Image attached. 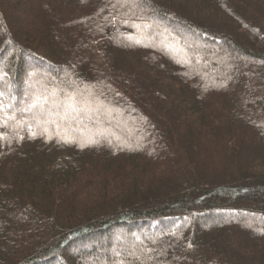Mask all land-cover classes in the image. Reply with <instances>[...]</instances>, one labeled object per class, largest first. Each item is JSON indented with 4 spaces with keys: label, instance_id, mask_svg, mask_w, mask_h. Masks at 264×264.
Returning <instances> with one entry per match:
<instances>
[{
    "label": "trees",
    "instance_id": "16d2710c",
    "mask_svg": "<svg viewBox=\"0 0 264 264\" xmlns=\"http://www.w3.org/2000/svg\"><path fill=\"white\" fill-rule=\"evenodd\" d=\"M188 2L0 0V264H264V0Z\"/></svg>",
    "mask_w": 264,
    "mask_h": 264
},
{
    "label": "rangeland",
    "instance_id": "374dc122",
    "mask_svg": "<svg viewBox=\"0 0 264 264\" xmlns=\"http://www.w3.org/2000/svg\"><path fill=\"white\" fill-rule=\"evenodd\" d=\"M174 1L175 0H168V2H174ZM177 1L179 2L178 4H185L186 1L190 2V0H177ZM189 2L187 3V6H190V8L192 10V13H193L192 16H197V18H199V21L202 18V20L206 21V23H209V24L213 23V24H216L218 26H219V24H223L222 21H220V20H223V18L220 16L221 14L207 13L200 6H198V5L194 4V3H191V2L189 3ZM130 60H131V62L135 61L134 58H131ZM30 67H31L30 65L26 66V69H27V72H28L26 77H25L26 80L29 79V77H30L29 76ZM37 68H39V67H37ZM39 69H42V68H39ZM43 70H44L45 73H51V71H52V69H48V68L47 69H43ZM25 83H26V81H25ZM24 86L26 88H28L27 83L24 84ZM243 107L245 109L246 105H243ZM98 109H99V111H98V113H96V115L99 114L101 120L103 119V120L112 121L111 118H109V115L106 112L102 113V110L100 108H98ZM226 130H227V128H225V131ZM262 131L264 133V130H262ZM121 132H122V134L125 135V138L127 139L124 142H131L137 148H142V149H144L147 152L151 151V154L153 155V151L151 149L152 146H151V143L148 141V139L146 141L138 140V139H136L135 136L134 137L133 136H129L126 133L125 129H124V131L122 130ZM255 133H253V134L257 135L258 132L256 134ZM84 134L85 133L82 130H77V131H73L71 135L74 136V137H81ZM92 134H94V131L90 132L88 135L93 136ZM220 134H222V132H220ZM223 134H225V133H223ZM203 150L206 152V149H203ZM152 160H154V159L152 158ZM216 160L217 159L212 158L211 155H207L206 164L208 166V170L209 171H211V170H219V166L218 165L214 164V166H212V164L215 163ZM171 172H172V170H169V168H166V166H161L160 165V166H154L153 169H149V170H147L145 172H142V173L141 172H134L133 175L141 177L140 179H138L139 181H142L141 184L144 183L145 185H149V186L150 185H152V186L156 185L157 188H158V186H161L163 184V182L168 183L171 180V178H172ZM89 177L92 180H87V178H85L84 176H80L77 179V181H76L78 187L75 189L74 188L75 185H74L72 188L67 189V192L69 194H71L73 196V198L75 199V202L77 204L75 206L76 207V211H84V212H86L88 210V208L90 207V205L92 204L91 201H93L95 199V194L98 193V191H100L99 193H104L107 190L108 191L106 193H108L109 191L112 192L114 184H115L114 180H118L119 179L118 175H116V176L114 175L113 177H108V178H107L106 175H103V174L102 175H98V176L89 175ZM107 180H109V181L107 182ZM106 182H107V184H106ZM103 197H104V195L102 196V198ZM108 197L111 200L115 199V196H113V195L105 196V198H108ZM109 199H101V200L98 201V203H101V201H103V200H105V201L107 200L108 201ZM95 203H96V201H95ZM98 203L96 204L97 206H99ZM84 212L81 213V216H79V218L83 217L82 215H84ZM188 227L189 226H187V228ZM183 230H184V228L180 229V232L183 231ZM72 255H75V254L73 253ZM120 258L121 257H119V259Z\"/></svg>",
    "mask_w": 264,
    "mask_h": 264
},
{
    "label": "snow or ice",
    "instance_id": "6c2138e0",
    "mask_svg": "<svg viewBox=\"0 0 264 264\" xmlns=\"http://www.w3.org/2000/svg\"><path fill=\"white\" fill-rule=\"evenodd\" d=\"M2 96H3V93H0V98H2ZM2 99H0V108H2Z\"/></svg>",
    "mask_w": 264,
    "mask_h": 264
}]
</instances>
